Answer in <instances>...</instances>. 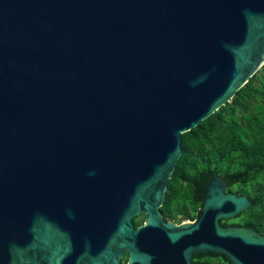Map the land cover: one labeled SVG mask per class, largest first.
Returning a JSON list of instances; mask_svg holds the SVG:
<instances>
[{
	"label": "water",
	"instance_id": "water-1",
	"mask_svg": "<svg viewBox=\"0 0 264 264\" xmlns=\"http://www.w3.org/2000/svg\"><path fill=\"white\" fill-rule=\"evenodd\" d=\"M263 64L264 0H0V264H264L215 171L193 222L159 210L181 133Z\"/></svg>",
	"mask_w": 264,
	"mask_h": 264
},
{
	"label": "trees",
	"instance_id": "trees-1",
	"mask_svg": "<svg viewBox=\"0 0 264 264\" xmlns=\"http://www.w3.org/2000/svg\"><path fill=\"white\" fill-rule=\"evenodd\" d=\"M180 149L164 196V203L175 207L173 217L194 215L201 203L196 186L207 183L215 171L226 180L227 191L246 195L252 203L220 223L252 227L264 235V64L230 101L181 133ZM143 216L133 218L134 226Z\"/></svg>",
	"mask_w": 264,
	"mask_h": 264
},
{
	"label": "flooded vegetation",
	"instance_id": "flooded-vegetation-1",
	"mask_svg": "<svg viewBox=\"0 0 264 264\" xmlns=\"http://www.w3.org/2000/svg\"><path fill=\"white\" fill-rule=\"evenodd\" d=\"M206 184V183H205ZM205 184H202L201 182L198 183L196 186V198L197 200L201 201L203 200V195L201 193L203 187ZM200 205L197 207L196 211L194 212V215L192 217H183L182 213H176V217H173V212L175 211V207L172 204H165L164 200L162 205L160 206L159 210L162 216V220L164 222H172L176 225L186 222H193L195 218L197 217V212ZM187 206V205H186ZM143 220L144 222L145 214H143ZM84 261H82L83 263ZM104 263L107 262H113L111 261H103ZM130 259L128 258V252L125 251L123 257L118 259L119 264H129ZM134 264H234V261H232L230 258L216 253L212 251H202V252H194L190 257H180V258H163V259H140L135 262Z\"/></svg>",
	"mask_w": 264,
	"mask_h": 264
}]
</instances>
